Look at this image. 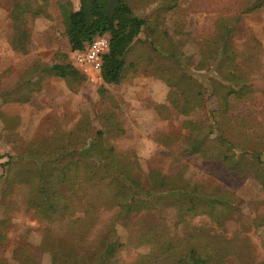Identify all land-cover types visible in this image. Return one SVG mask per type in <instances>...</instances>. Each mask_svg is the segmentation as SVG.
I'll return each instance as SVG.
<instances>
[{
  "label": "trees",
  "instance_id": "1",
  "mask_svg": "<svg viewBox=\"0 0 264 264\" xmlns=\"http://www.w3.org/2000/svg\"><path fill=\"white\" fill-rule=\"evenodd\" d=\"M29 1L16 0L9 12L10 46L14 51L25 53L30 43V33L24 28L25 13L33 17L54 16L63 28L71 52L82 50L96 35L108 34L109 46L102 55L100 77L107 85H116L125 78L127 68L133 65L126 59L127 54L147 24L127 0H78L77 9H73L68 0H50V4L47 0L50 13L45 5L34 7ZM181 1L160 0L172 15L178 16L186 11ZM228 3L229 8L217 10L212 31L197 42L199 65L208 63V69L217 73L210 80L211 95L216 103L207 118L184 120L185 132L179 151L183 155L198 154L204 159L218 160L225 169L256 179L263 188L258 199L264 204V141L255 142L256 138L252 146H244L235 143L221 129L231 98L245 97L255 84L242 71L241 53L230 40L242 16L264 9V0H229ZM180 28L181 23H174L171 33L166 29L162 31L163 41L158 35L155 39L146 37L154 52L178 65L180 48L189 37V33ZM169 67L158 75L169 88V103L183 115L203 106L206 98L199 82L187 71L181 69L174 73ZM32 73L39 77L49 74L61 78L72 91L84 82V75L63 54L55 56L50 64L38 61L28 65L23 77ZM105 93V89L100 91L101 103L94 114L105 128L99 127L94 133L87 126L75 127L67 134L54 131L47 139L28 144L20 154L9 155L1 163L11 185H27V208L44 220L55 216L68 219L74 215L72 196L83 183L88 188L103 185L102 188L108 190L103 203L114 212L103 224L97 244L83 248L84 242L80 239L84 229L85 232L91 230L99 219L101 210L92 205L84 210L83 216L68 220L70 224L81 222L82 228L75 234L79 235V241L60 244L50 229V236L40 243L37 255L49 251L50 264H226V257L235 253L234 243L224 233L234 212L230 194L218 188L205 191L198 184L182 180L178 172L167 175L159 164L141 175L135 158L128 159L113 146L103 143L105 132L120 130L118 106L106 102ZM212 97L208 95L207 100L213 101ZM215 112H221V117L216 119ZM167 209L175 210L176 222L183 224L181 231H169L161 216ZM137 214L147 220L128 226L129 218L138 220ZM199 216H206L207 220L197 223ZM261 222H264V215ZM208 223L215 228L214 236L206 227ZM118 224L129 232L125 241L117 234ZM143 245L148 246V252L122 255L123 250ZM37 257L35 254L27 264H37Z\"/></svg>",
  "mask_w": 264,
  "mask_h": 264
},
{
  "label": "rangeland",
  "instance_id": "2",
  "mask_svg": "<svg viewBox=\"0 0 264 264\" xmlns=\"http://www.w3.org/2000/svg\"><path fill=\"white\" fill-rule=\"evenodd\" d=\"M68 1L73 9L78 8V0ZM127 1L147 22L127 54L126 59L133 65L127 68L125 78L116 85L103 83L95 73V78L90 79L76 66L84 75V82L72 91L63 79L53 75L39 77L32 73L23 77L27 66L37 63L39 56L50 63L55 56L63 54L72 62L61 24L54 16L33 17L25 13L24 28L30 33V43L26 53L14 51L10 46L12 26L9 12L16 0H0V264H27L35 254L38 256L37 264H50L49 251L37 255L40 243L48 240L50 229L60 244L79 241V235L75 234L82 228L81 222L70 224L69 221L83 216L84 210L92 205L101 210L99 219L91 230L82 231L80 239L84 242L83 248H91L101 239L103 224L114 212L103 203L108 192L102 188L103 185L88 188L83 183L72 196L74 215L68 219L55 216L44 220L27 208V185L14 184L16 188L11 185L1 163L9 155L20 154L28 144L47 139L54 131L67 134L75 127L87 126L94 133L99 127L105 128L94 115L101 103L102 89L106 90L107 100H104L118 106L120 127L119 131L111 129L105 132L103 143L113 146L128 159L135 158L141 175H146L159 164L165 174L178 172L182 180L198 184L205 191L218 188L228 192L233 199L234 212L224 233L234 243L235 253L226 257V264H264V222H261L264 204L258 199L263 193L261 184L250 176L225 169L218 160L204 159L198 154L183 155L179 151L185 132L184 120L207 118L216 103L211 95L210 80L217 73L208 69V63L199 65L197 42L212 31L217 10L229 8V0H182L186 11L181 16L172 15L160 0ZM29 2L34 7L45 5V10L51 12L47 0ZM174 23H181L182 31L189 33L180 48V65L154 52L146 39L147 36L155 39L158 35L163 41L162 31L166 29L171 33ZM230 41L241 53L242 71L255 84L245 97L231 98L227 119L222 122L221 129L235 143L252 146L254 141H264V9L244 14ZM166 67L174 73L183 69L195 78L201 85L206 103L195 107L189 114L178 113L167 99L168 86L158 78ZM208 95L213 101L207 100ZM7 102H11V107L6 105ZM220 113L215 112L216 119L221 117ZM175 213L174 209L161 212L170 232L181 231L183 227L176 222ZM138 215V220L129 218L128 226L147 220ZM206 218L196 217V222H205ZM212 226L211 223L206 225L214 236L215 228ZM116 231L122 241L129 235L121 224L116 225ZM133 252L146 253L148 246L128 248L122 255Z\"/></svg>",
  "mask_w": 264,
  "mask_h": 264
},
{
  "label": "built area",
  "instance_id": "3",
  "mask_svg": "<svg viewBox=\"0 0 264 264\" xmlns=\"http://www.w3.org/2000/svg\"><path fill=\"white\" fill-rule=\"evenodd\" d=\"M109 36L104 33L96 35L82 49L72 52V63L79 67L90 79H94V73L100 76L102 55L108 50Z\"/></svg>",
  "mask_w": 264,
  "mask_h": 264
},
{
  "label": "crops",
  "instance_id": "4",
  "mask_svg": "<svg viewBox=\"0 0 264 264\" xmlns=\"http://www.w3.org/2000/svg\"><path fill=\"white\" fill-rule=\"evenodd\" d=\"M56 52H58V51H56ZM55 52V53H56ZM21 53V52H20ZM26 53V52H25ZM22 54H24V53H22ZM70 54H72V52L70 51ZM39 58V61L41 62V63H43V64H50V63H52V62H50V63H48V62H45L40 56L38 57Z\"/></svg>",
  "mask_w": 264,
  "mask_h": 264
}]
</instances>
